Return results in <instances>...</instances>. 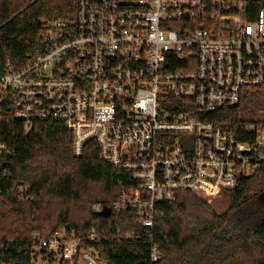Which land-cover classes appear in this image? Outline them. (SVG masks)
Returning <instances> with one entry per match:
<instances>
[{
  "label": "built area",
  "instance_id": "built-area-1",
  "mask_svg": "<svg viewBox=\"0 0 264 264\" xmlns=\"http://www.w3.org/2000/svg\"><path fill=\"white\" fill-rule=\"evenodd\" d=\"M45 25L46 48L0 73V110L11 103L27 130L62 122L77 155L95 141L103 161L133 173L114 207L136 209L142 227L179 193L210 199L261 166L264 121L240 140L205 116L264 84V0H77L75 16ZM108 237L38 233L30 249L35 264H106L95 244ZM160 259L152 246L151 264Z\"/></svg>",
  "mask_w": 264,
  "mask_h": 264
},
{
  "label": "trees",
  "instance_id": "trees-1",
  "mask_svg": "<svg viewBox=\"0 0 264 264\" xmlns=\"http://www.w3.org/2000/svg\"><path fill=\"white\" fill-rule=\"evenodd\" d=\"M77 0H0V73L7 60L17 68L46 48L45 22L76 15ZM0 110V264H35L30 249L35 234L52 237L64 230L82 234L95 228L107 239L95 247L106 264H264V161L239 185L227 190L230 204L216 212L207 198L181 192L158 205L152 228L137 210L114 203L135 184L132 172L100 158L95 141L82 154L73 133L59 121H35L29 130L13 116L11 103ZM264 109V84L246 90L237 107L207 113L245 138L244 127ZM264 121V119H259ZM110 207L109 217L96 206ZM128 236V237H127Z\"/></svg>",
  "mask_w": 264,
  "mask_h": 264
},
{
  "label": "rangeland",
  "instance_id": "rangeland-1",
  "mask_svg": "<svg viewBox=\"0 0 264 264\" xmlns=\"http://www.w3.org/2000/svg\"><path fill=\"white\" fill-rule=\"evenodd\" d=\"M254 119H264V109H260L257 111V114L254 115ZM208 202L212 205L213 209L218 213H223L226 211L230 204V197L223 193L222 195H218L216 197H212L207 199ZM38 264H46L42 260H38Z\"/></svg>",
  "mask_w": 264,
  "mask_h": 264
},
{
  "label": "water",
  "instance_id": "water-1",
  "mask_svg": "<svg viewBox=\"0 0 264 264\" xmlns=\"http://www.w3.org/2000/svg\"><path fill=\"white\" fill-rule=\"evenodd\" d=\"M111 213H112L111 208L110 207H107V206L103 210L98 211V214L99 215H103L105 217H109L111 215Z\"/></svg>",
  "mask_w": 264,
  "mask_h": 264
}]
</instances>
